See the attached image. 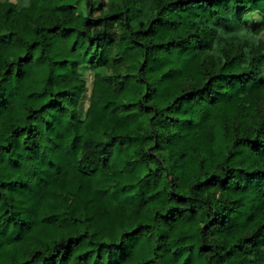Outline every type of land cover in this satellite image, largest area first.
Returning <instances> with one entry per match:
<instances>
[{
    "label": "trees",
    "instance_id": "obj_1",
    "mask_svg": "<svg viewBox=\"0 0 264 264\" xmlns=\"http://www.w3.org/2000/svg\"><path fill=\"white\" fill-rule=\"evenodd\" d=\"M263 32L264 0H0V264H264Z\"/></svg>",
    "mask_w": 264,
    "mask_h": 264
},
{
    "label": "rangeland",
    "instance_id": "obj_2",
    "mask_svg": "<svg viewBox=\"0 0 264 264\" xmlns=\"http://www.w3.org/2000/svg\"><path fill=\"white\" fill-rule=\"evenodd\" d=\"M11 1L17 2V3L21 4V5H23V4H25L27 2V0H11ZM105 1L109 2L111 0H105ZM245 19L247 21L246 22L247 24H252L253 22H256L257 20H259L260 16L258 14H248V15L245 16ZM261 35L264 38V32ZM80 74H81V77L85 80V83H86L85 97H88L89 93H90L92 78H93V70H91L89 68H86V67H84V68L81 67L80 68ZM79 114H80L81 117L83 116V114L80 112V110H79Z\"/></svg>",
    "mask_w": 264,
    "mask_h": 264
}]
</instances>
